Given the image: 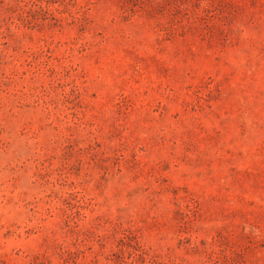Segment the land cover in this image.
I'll list each match as a JSON object with an SVG mask.
<instances>
[{
    "label": "rangeland",
    "instance_id": "rangeland-1",
    "mask_svg": "<svg viewBox=\"0 0 264 264\" xmlns=\"http://www.w3.org/2000/svg\"><path fill=\"white\" fill-rule=\"evenodd\" d=\"M0 264H264V0H0Z\"/></svg>",
    "mask_w": 264,
    "mask_h": 264
}]
</instances>
